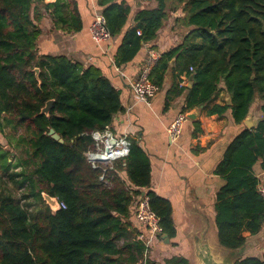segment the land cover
<instances>
[{"label": "trees", "instance_id": "obj_1", "mask_svg": "<svg viewBox=\"0 0 264 264\" xmlns=\"http://www.w3.org/2000/svg\"><path fill=\"white\" fill-rule=\"evenodd\" d=\"M153 1L154 7L135 12L134 24L124 31L129 4L97 0L110 34L124 31L116 65L131 61L144 42L155 38L168 14L179 11L190 30L160 54L149 74L159 88L166 72L173 73L166 104L183 95L185 113L209 105L223 91L230 104H213L208 115L230 109L234 122L241 123L255 100L264 110V0ZM70 5L69 0H0V133L8 126L18 135L5 136L8 148L0 143V264H157L128 229L135 197L144 194L161 233L169 239L176 235L170 201L150 189L146 152L130 139L127 156L105 171L92 168L84 157L93 147L89 132L103 130L122 109L118 91L95 67L37 51L39 9H52L55 24L73 32L82 24L75 9L62 13ZM181 75L190 87L180 84ZM50 99L48 114H41ZM193 124L201 132L199 122ZM50 128L62 143L47 134ZM257 165L264 170V116L255 128L233 137L214 169L222 185L215 193L213 223L225 248H242L244 232L255 235L264 225ZM5 183L28 188L43 208L32 212L29 202H21ZM42 192L64 206L52 213ZM163 264L190 263L172 256ZM233 264H264V252Z\"/></svg>", "mask_w": 264, "mask_h": 264}, {"label": "crops", "instance_id": "obj_2", "mask_svg": "<svg viewBox=\"0 0 264 264\" xmlns=\"http://www.w3.org/2000/svg\"><path fill=\"white\" fill-rule=\"evenodd\" d=\"M53 1L43 0L45 4ZM69 1L70 7H64L62 13L66 15L70 9H75L81 28L67 32L55 24L52 9H39L40 17L35 21L41 30L37 51L42 55L65 56L84 68L95 67L118 91L122 109L113 115L110 129L114 135H125L128 141L133 139L142 147L151 165L150 189L172 205L176 235L168 238L167 242L159 236L149 237L148 258L157 264H163L164 259L172 256L185 257L190 264H233L246 256L261 257L264 252V225L255 235L244 232V246L233 250L219 244L213 223L215 193L222 185V179L214 169L233 137L242 129L249 128L244 121L235 123L230 109L222 115L207 114V109L213 104L226 103V93L221 91L209 105L185 112L186 116L189 112L194 113L195 118L187 117L179 137L171 141L166 128L181 112L183 104V95L166 104L173 73L170 70L166 72L161 87L148 102L140 100L130 88V82L136 78L150 54L159 57L162 52L181 43L190 30L180 21L181 12H170L154 39L144 42L131 61L116 65L114 54L124 31L134 24L135 12L143 7H154L156 2L124 0L130 6L124 31L112 36L109 42L96 43L91 38L89 26L94 13L102 9L97 0ZM170 65H173V60ZM180 79V84L190 87L185 75ZM263 116L262 101L255 100L247 115L253 123L250 128H255ZM194 120L199 122L201 132H197ZM1 140L5 141L0 134V143H3ZM254 172L256 175L261 172L259 165ZM121 176L126 177L124 172ZM128 222L132 234L148 236L147 230L136 222L133 211Z\"/></svg>", "mask_w": 264, "mask_h": 264}, {"label": "built area", "instance_id": "obj_3", "mask_svg": "<svg viewBox=\"0 0 264 264\" xmlns=\"http://www.w3.org/2000/svg\"><path fill=\"white\" fill-rule=\"evenodd\" d=\"M89 33L96 43H105L112 39L102 11H96L94 13V17L89 26ZM157 59L158 56L156 54H150L136 78L130 82L131 90L144 102H148L153 98L159 89L149 77L150 71ZM186 119V114L180 112L167 126V136L171 141H175L179 137ZM89 135L93 140V147L84 152V157L92 168H103V171H105L106 168L112 166L114 161L123 159L129 152V141L126 136L122 134L114 135L109 125L103 130H92L89 132ZM256 176L258 178L257 191L264 200V170ZM59 204L60 207L64 206L63 203ZM133 215L136 222L143 226L148 233V236L138 233L136 238L148 245L149 237L158 236L157 232H161V228L159 226V218L151 210L149 198L146 195L141 194L135 197Z\"/></svg>", "mask_w": 264, "mask_h": 264}, {"label": "water", "instance_id": "obj_4", "mask_svg": "<svg viewBox=\"0 0 264 264\" xmlns=\"http://www.w3.org/2000/svg\"><path fill=\"white\" fill-rule=\"evenodd\" d=\"M35 72H38V69H35ZM225 100H226V104L229 105L230 104V98L228 95L225 96ZM53 100L50 99L46 102L45 106H43L40 110L41 114H48L51 106H52ZM187 117L189 119H194L195 118V114L192 112H189L187 114ZM244 123L250 128L252 127L253 123L251 122L249 117H246L244 120ZM49 136H51L53 139L57 140L58 142L62 143L63 142V138L53 129L50 128L48 133ZM42 197L44 199V201L46 202V204L49 206L51 212H55L56 210H58L60 208V204L57 200L56 197L50 196L44 192L41 193ZM157 235L161 238H163L165 240V242L168 241V238L166 237V235L164 233L161 232H157Z\"/></svg>", "mask_w": 264, "mask_h": 264}, {"label": "rangeland", "instance_id": "obj_5", "mask_svg": "<svg viewBox=\"0 0 264 264\" xmlns=\"http://www.w3.org/2000/svg\"><path fill=\"white\" fill-rule=\"evenodd\" d=\"M0 134L4 137V140H5V141L1 140V142H3V143H1V146L3 148H8V145L6 144L7 139L5 136H9V135H14L15 137L18 136L17 134H14L12 129H10L8 126L5 128L4 133L3 134L0 133ZM14 144H15V141H12V145H14ZM16 152H18V150ZM17 170H19V168H17ZM6 179L7 178L5 177L4 180H6ZM5 184L8 185L12 189L15 188V186L11 185L10 183H5ZM14 193L17 195V197L21 198V202H23V201L29 202L28 209L32 210V212H36V210L41 209L44 206L43 202H41L39 200H35L34 197L30 195V191L26 187L21 188V189H14ZM23 196H26V197H23Z\"/></svg>", "mask_w": 264, "mask_h": 264}]
</instances>
